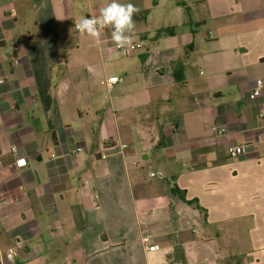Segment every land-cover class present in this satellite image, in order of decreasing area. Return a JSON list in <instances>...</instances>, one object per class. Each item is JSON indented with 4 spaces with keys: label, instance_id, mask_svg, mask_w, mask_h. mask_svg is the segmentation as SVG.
Wrapping results in <instances>:
<instances>
[{
    "label": "crops",
    "instance_id": "obj_1",
    "mask_svg": "<svg viewBox=\"0 0 264 264\" xmlns=\"http://www.w3.org/2000/svg\"><path fill=\"white\" fill-rule=\"evenodd\" d=\"M107 2L0 0V264H264V0H120L124 55Z\"/></svg>",
    "mask_w": 264,
    "mask_h": 264
},
{
    "label": "clouds",
    "instance_id": "obj_2",
    "mask_svg": "<svg viewBox=\"0 0 264 264\" xmlns=\"http://www.w3.org/2000/svg\"><path fill=\"white\" fill-rule=\"evenodd\" d=\"M140 9L133 3H121L120 0H108L99 8L96 15L81 17L75 21V30L82 36L92 38L98 43L105 29H111V40L117 48L123 49L134 43L136 21ZM15 251L10 249L9 261H14Z\"/></svg>",
    "mask_w": 264,
    "mask_h": 264
},
{
    "label": "built area",
    "instance_id": "obj_3",
    "mask_svg": "<svg viewBox=\"0 0 264 264\" xmlns=\"http://www.w3.org/2000/svg\"><path fill=\"white\" fill-rule=\"evenodd\" d=\"M140 49H143V43H133L132 46L125 47L123 49L117 48L115 46V50L118 53H121V54H130V53L135 52V51L140 50ZM100 82H101L102 85L112 86L114 84L123 82V78L118 77V76H112V77H109L107 79L106 78L105 79H101ZM263 88H264L263 80L258 79L255 82V87H254L253 91L250 94V98L251 99L259 98L262 95ZM214 130L217 133H219V134H224L226 132V130L224 128H220L219 129L218 127H215ZM228 152H229V155L231 157L236 158V157H238V156H240L241 154L244 153V148L242 146H238L236 148H230L228 150ZM102 158H105V156H102ZM18 162L21 163L20 164L21 166L27 164L24 159H20V160H18ZM152 176L154 177L155 175L153 174ZM194 232L196 233L197 231L194 230ZM150 239H151V237L146 235V236L143 237L142 240H143V242L145 244H148L150 242ZM159 249H160V247L158 245H156V244L149 246V250L150 251H157Z\"/></svg>",
    "mask_w": 264,
    "mask_h": 264
},
{
    "label": "trees",
    "instance_id": "obj_4",
    "mask_svg": "<svg viewBox=\"0 0 264 264\" xmlns=\"http://www.w3.org/2000/svg\"><path fill=\"white\" fill-rule=\"evenodd\" d=\"M173 33V29H163L159 31L156 36H162L165 34ZM143 59L145 56L142 57ZM171 196L176 198L181 204L188 205L198 211L206 213V210L199 204L197 199H187L186 191L180 190L176 184H174L170 189Z\"/></svg>",
    "mask_w": 264,
    "mask_h": 264
},
{
    "label": "rangeland",
    "instance_id": "obj_5",
    "mask_svg": "<svg viewBox=\"0 0 264 264\" xmlns=\"http://www.w3.org/2000/svg\"><path fill=\"white\" fill-rule=\"evenodd\" d=\"M116 53H117V54H121V53H118L117 51H116ZM122 55H124V54H122ZM97 92H98V93H101V94H102V93H103V94L107 93L106 87H105L104 85H102L101 82H98V83H97Z\"/></svg>",
    "mask_w": 264,
    "mask_h": 264
}]
</instances>
